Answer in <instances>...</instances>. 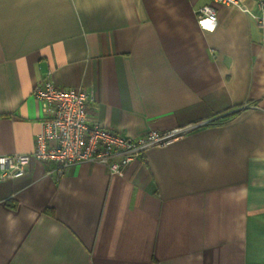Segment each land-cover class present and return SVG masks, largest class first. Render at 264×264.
<instances>
[{
	"label": "crops",
	"instance_id": "0c3cea01",
	"mask_svg": "<svg viewBox=\"0 0 264 264\" xmlns=\"http://www.w3.org/2000/svg\"><path fill=\"white\" fill-rule=\"evenodd\" d=\"M211 4L216 20L197 9ZM244 5L257 12L252 0ZM94 98L128 138L211 120L121 175L32 158L0 179V264H264V28L212 0H0V155L30 153L34 87Z\"/></svg>",
	"mask_w": 264,
	"mask_h": 264
},
{
	"label": "built area",
	"instance_id": "2783aa9c",
	"mask_svg": "<svg viewBox=\"0 0 264 264\" xmlns=\"http://www.w3.org/2000/svg\"><path fill=\"white\" fill-rule=\"evenodd\" d=\"M238 7L249 13L257 25L264 28V0H252L257 12H252L244 0H212ZM202 19L216 20V10L211 4L197 9ZM34 97L39 103L40 129L35 136L30 153L14 152L0 155V179L21 177L32 158L55 163L50 171L62 175L65 170L82 162L104 165L110 174L121 175L124 168L152 146H162L190 130L211 122L206 120L174 128L166 132L149 131L133 139L124 137L104 127L90 115L94 98L82 88H64L55 85L49 77L34 87Z\"/></svg>",
	"mask_w": 264,
	"mask_h": 264
}]
</instances>
